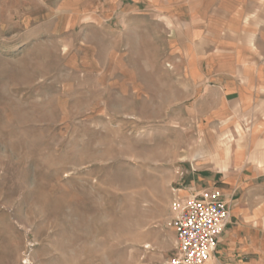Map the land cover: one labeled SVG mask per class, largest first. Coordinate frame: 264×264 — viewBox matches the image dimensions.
Segmentation results:
<instances>
[{
	"label": "rangeland",
	"instance_id": "1",
	"mask_svg": "<svg viewBox=\"0 0 264 264\" xmlns=\"http://www.w3.org/2000/svg\"><path fill=\"white\" fill-rule=\"evenodd\" d=\"M145 6L0 0V264L174 256L178 190L234 132L201 113Z\"/></svg>",
	"mask_w": 264,
	"mask_h": 264
},
{
	"label": "crops",
	"instance_id": "2",
	"mask_svg": "<svg viewBox=\"0 0 264 264\" xmlns=\"http://www.w3.org/2000/svg\"><path fill=\"white\" fill-rule=\"evenodd\" d=\"M138 2L168 29L185 82L201 92V113L234 132L215 168L192 169L188 190H178L215 188L228 204L229 218L204 264H264V0Z\"/></svg>",
	"mask_w": 264,
	"mask_h": 264
},
{
	"label": "built area",
	"instance_id": "3",
	"mask_svg": "<svg viewBox=\"0 0 264 264\" xmlns=\"http://www.w3.org/2000/svg\"><path fill=\"white\" fill-rule=\"evenodd\" d=\"M169 226L175 235V254L168 264H204L214 252L229 218L227 202L213 188L176 198Z\"/></svg>",
	"mask_w": 264,
	"mask_h": 264
}]
</instances>
